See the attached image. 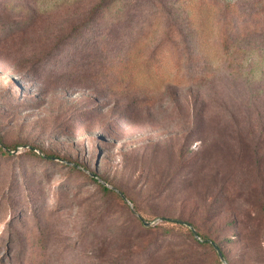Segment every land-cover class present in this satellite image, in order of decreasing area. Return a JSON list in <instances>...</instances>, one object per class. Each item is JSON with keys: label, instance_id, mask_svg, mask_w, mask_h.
Returning a JSON list of instances; mask_svg holds the SVG:
<instances>
[{"label": "rangeland", "instance_id": "obj_1", "mask_svg": "<svg viewBox=\"0 0 264 264\" xmlns=\"http://www.w3.org/2000/svg\"><path fill=\"white\" fill-rule=\"evenodd\" d=\"M110 1L0 0V264H264V0Z\"/></svg>", "mask_w": 264, "mask_h": 264}, {"label": "trees", "instance_id": "obj_2", "mask_svg": "<svg viewBox=\"0 0 264 264\" xmlns=\"http://www.w3.org/2000/svg\"><path fill=\"white\" fill-rule=\"evenodd\" d=\"M106 1V2H105ZM177 1V0H176ZM198 1H200V2H198ZM198 1H196V0H189V5H188V7L191 9V11H188V15H187V19H188V23H189V25H191L192 23H193V21H192V19H191V17H192V15H193V18L195 19V22H196V20H197V18L196 17H200V16H205V17H203L202 18V21L200 22L202 25H205V26H208L209 24H210V18H211V16H210V7H208V5H206L205 3H204V0H198ZM104 2H105V4H107V0H104ZM121 2V0H111L109 3H112V4H115L116 6L119 4ZM104 4V5H105ZM114 5V6H115ZM174 5V4H173ZM1 151H2V153L4 154V155H8L9 154V152L8 151H5V150H3V149H1ZM38 156H40V157H43V158H46L44 155H40L38 152L36 153ZM97 183H99V181L97 180L96 181ZM103 187V186H102ZM105 190H107L108 191V188L107 187H103ZM122 197V196H121ZM123 199H124V197H122ZM173 222H175V223H177L176 221H173ZM180 224H183V223H180ZM191 225V224H190ZM193 228H194V226L193 225H191ZM195 229V228H194ZM191 230V229H190ZM192 232V231H191ZM198 233V232H197ZM193 234V233H192ZM199 234V233H198ZM194 236V235H193ZM199 237L201 238V236H200V234H199ZM203 244L204 245H207V246H209L212 250H214V252L217 254V256H218V253H217V251H216V249H215V247H214V244L215 245H217L218 246V248L220 249V251H221V253L223 254V256L225 257V259H226V261H227V263H228V259H227V256H226V254L223 252V250H222V248L220 247V245H218L215 241H211V240H206L205 242H203ZM217 262H218V264H221L222 262H221V260H220V258H219V256H218V260H217Z\"/></svg>", "mask_w": 264, "mask_h": 264}, {"label": "water", "instance_id": "obj_3", "mask_svg": "<svg viewBox=\"0 0 264 264\" xmlns=\"http://www.w3.org/2000/svg\"><path fill=\"white\" fill-rule=\"evenodd\" d=\"M176 222L177 223H183V224L187 225L191 229L194 237L197 238V239H200L199 234L197 233V231L190 224L185 223V222H181V221H176ZM146 224L149 225L150 223H146ZM214 247H215V249H216V251L218 253V256H219L221 262L223 264H228L227 261H226V259H225V257L223 256V254L221 253L220 249L218 248V246L214 244Z\"/></svg>", "mask_w": 264, "mask_h": 264}]
</instances>
